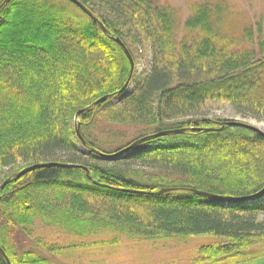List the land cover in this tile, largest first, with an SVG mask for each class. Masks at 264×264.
Instances as JSON below:
<instances>
[{
  "label": "trees",
  "instance_id": "trees-1",
  "mask_svg": "<svg viewBox=\"0 0 264 264\" xmlns=\"http://www.w3.org/2000/svg\"><path fill=\"white\" fill-rule=\"evenodd\" d=\"M4 1L0 176L7 179V168L71 165L36 169L0 191V248L10 264H49L38 251L18 249L19 235L51 255L124 238L203 239L190 264H264V220L253 217L264 202V133L196 118L202 103L221 100L242 117L264 121V27L256 26V36L251 26L237 29L225 1L194 3L178 42L177 14L166 0H80L98 22L67 0ZM115 39L128 52L140 44L151 50L128 121L157 126L154 132L184 131L143 141L158 145L131 158L146 165L142 170L107 161L101 154L122 148L106 151L113 146L87 134L107 102L91 105L116 96L130 78ZM136 209L146 215L130 212ZM37 225L73 241L45 244L33 235ZM101 234L105 240L87 239ZM250 251L257 256L248 259Z\"/></svg>",
  "mask_w": 264,
  "mask_h": 264
},
{
  "label": "rangeland",
  "instance_id": "rangeland-1",
  "mask_svg": "<svg viewBox=\"0 0 264 264\" xmlns=\"http://www.w3.org/2000/svg\"><path fill=\"white\" fill-rule=\"evenodd\" d=\"M175 10L177 14V25L175 29V37L179 42L184 37V23L189 18L190 6L194 3L213 2L217 0H166ZM225 1L234 14L233 19L236 20L235 26L237 29L240 24L251 26L253 35L256 36V26L260 25L263 29L264 25V0H222ZM247 41L243 40V43ZM130 55L134 63V72L132 79L121 94H118L106 101L105 110H100L93 125L88 130L89 138L97 139L103 144H110L111 149L105 147L106 151L114 152L117 148L122 149L133 143V141L141 136H149L155 134L157 126H139L128 121L129 117V99L135 95L139 86L150 70L151 65V50L148 45L140 44L137 47L130 49ZM103 104V103H102ZM196 118L220 119L228 121H236L244 123L264 133V121H258L251 117H242L238 115L232 106L226 101H206L199 106ZM195 118V117H194ZM77 118H75V122ZM114 143V144H111ZM152 144H141L137 150L131 151L127 158L111 160L109 162L127 163V169H146V165L133 163L131 158L146 152L152 147ZM121 149V150H122ZM76 150L79 154L87 156V152L76 144ZM117 153V151H116ZM115 154V152H114ZM67 155L60 157L66 158ZM108 161V160H107ZM14 174V170L5 169V175L10 177ZM6 177V178H8ZM5 177L0 176V184ZM258 211L253 214L256 220H264V202L257 205ZM136 216H145L146 213L138 209L130 211ZM34 237H37L45 244H53L56 246L64 245L73 238L65 234H57L50 229H46L37 225L33 230ZM102 235V234H101ZM97 235L89 239L90 242L105 240L106 235ZM16 247L18 249L26 248L28 250L38 251L41 255L49 260V264H190V261L195 258L197 246L205 243L206 240H186L180 242H164V243H139L128 242L125 238L121 239L122 243L117 245L95 244L74 248L70 250H62L55 254L45 252L41 247L31 244V242L19 235L16 238ZM74 241H77L74 239ZM56 243V244H54ZM40 244V242H39ZM264 249H260L262 253ZM259 254V253H258ZM257 256L256 251H250L248 259H253ZM209 264V263H203ZM211 264V263H210Z\"/></svg>",
  "mask_w": 264,
  "mask_h": 264
},
{
  "label": "water",
  "instance_id": "water-1",
  "mask_svg": "<svg viewBox=\"0 0 264 264\" xmlns=\"http://www.w3.org/2000/svg\"><path fill=\"white\" fill-rule=\"evenodd\" d=\"M9 0H5L3 2L2 5L6 4ZM68 2H70L71 4H73L74 6H76L79 10H81L84 14H86L87 16L91 17L92 19H94L95 21L98 22V20L93 17V15L88 11V9H86L83 4L80 2V0H67ZM2 7V6H1ZM0 7V8H1ZM101 29L103 30V32L107 33V31L104 29V27L100 24ZM115 42L117 44H119V46L123 49L125 56L128 59V62L130 64V69H131V74L134 70V63H133V59L130 55V53L128 52V50L125 48V46L122 44V42L119 39H115ZM131 74H130V78H131ZM128 79L127 82L123 85V87L117 92L118 94H121L123 91L126 90V88L128 87L130 80ZM109 98H112L111 96H103L102 98L98 99L96 102H94L91 106H98L102 103H104L105 101H107ZM89 108V107H88ZM86 108V109H88ZM84 110H80L77 112L76 117H78ZM228 126H238V127H244L250 130H257L256 128H254L253 126L244 124V123H240V122H236V121H228L226 123ZM79 124L76 127V135L78 137V139L82 142V144H84V141L82 139V137L80 136L79 130H78ZM184 131L182 130H176V131H163V132H157L155 134L149 135L145 138H141L139 140L134 141L133 143H131L130 145H128L127 147L123 148L122 150H120L119 152H117L116 154L110 155V156H106V155H102V157L106 158L107 160H117V159H125L127 158V156L129 155V153L131 151L137 150L139 148V146L141 145V143L147 139H155L161 136H165L168 134H176V133H182ZM44 167H61V168H67V167H71V165L68 164H60V163H54V162H48V163H40V164H34L31 166H27L25 168H23L22 170H20L17 173L12 174L10 177H8L6 180H4L1 184H0V191L12 180V179H19L22 176L36 170L39 168H44ZM85 174L87 175V177L89 178V180H91V178L89 177L88 174V170L85 167L80 166ZM0 258L2 260V264H10V262L8 261V259L6 258L4 252L1 250L0 248Z\"/></svg>",
  "mask_w": 264,
  "mask_h": 264
}]
</instances>
